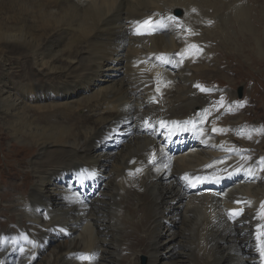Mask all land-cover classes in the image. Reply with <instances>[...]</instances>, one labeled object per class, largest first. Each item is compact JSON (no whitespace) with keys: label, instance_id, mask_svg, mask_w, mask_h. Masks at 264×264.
Listing matches in <instances>:
<instances>
[{"label":"bare ground","instance_id":"6f19581e","mask_svg":"<svg viewBox=\"0 0 264 264\" xmlns=\"http://www.w3.org/2000/svg\"><path fill=\"white\" fill-rule=\"evenodd\" d=\"M220 1L0 0V264H264V124L240 134L247 104L230 118L197 88L242 76L218 70L220 45L227 68L264 70V0ZM50 239L65 242L46 254Z\"/></svg>","mask_w":264,"mask_h":264},{"label":"rangeland","instance_id":"374dc122","mask_svg":"<svg viewBox=\"0 0 264 264\" xmlns=\"http://www.w3.org/2000/svg\"><path fill=\"white\" fill-rule=\"evenodd\" d=\"M219 1L220 0H215V1L212 0V3H211V0H204V5L206 6V8H208L210 10H213L211 8L215 7V5H216L217 8L221 7V1H220V3H219ZM207 3H209V4H207ZM211 5H214V6H211ZM177 13H179V12H173L172 13V17L178 18V19L181 20L180 13L179 14H177ZM231 23H232V26L230 27V32H231V40H232V42L235 43L237 41V39H239L240 43H242V41L244 39V35L240 32V29H239L238 25H235L233 22H231ZM196 37L198 39L200 38L199 40H201V38H202V37H200L198 35L197 32H196ZM262 38H264V31H263V34H262ZM202 40H201V42H202ZM201 42H200V44H201ZM218 45L219 44L216 45L215 43H212L211 47L217 48ZM228 52L229 51L225 47L220 45V49H217V52L215 53L216 55L214 54L215 55V59H217V61H218V66H219L218 70H220L222 72H226L227 69L236 70V71L239 70L241 72L242 76H240L237 79V77H235L234 74L229 71V72H227V76H228L227 78H231L232 77L235 80L234 84L226 83L225 81H222L224 84H221V81L218 80V81L213 82L214 86H212V88H209L207 90H204V89H202L200 87H197V88H199V93L200 94H205L206 96H209V97L213 96V98H216V96H218L219 93H220V95H223L224 100L228 102V104H226L224 106V108H226L228 110V113H229L228 116H230V118L235 116V111L232 108V105H234V103H240V102L243 101V102H245L247 104V106H245L244 109L240 110L241 112H243L241 114V116L243 118V121L247 120L249 122L247 125L244 124V126H242V128L239 129L240 130V134H242L243 133L242 130H244V131L250 130L251 131L255 126H257V125L261 126V124H264V117L261 115L260 112H258V110L264 111V77L262 76V73L264 72V70H262L263 68H261L259 64L258 65H252L249 62L245 61L243 57H234L235 61H233L232 64H230L229 67L227 68V65L225 63L224 58H225V56H227ZM122 69L123 68H120L119 70L110 71V72H108L107 74L104 75L105 77L100 76V80L98 82L99 86L97 85V87H98L97 90L98 91L99 90H103V89H106L108 87V85L109 86L110 85L114 86L115 84H117L120 81V79H122L125 76V70H122ZM167 69H171V68L167 67ZM122 73L124 74V76H122L123 75ZM15 78L18 79V77H16V76H15ZM15 78H13L14 80L13 79H11V80H3L4 81L3 84L9 86V84H11L12 82L16 83V79ZM24 80L25 79H21V82L24 81ZM5 81H6V83H5ZM107 82H108V84H107ZM219 85H223V86H219ZM93 88H96V85ZM215 89H216V91H218L217 94H215L216 93V91H214ZM239 90H241V92H242L241 98L238 97V91ZM221 91H222V93H221ZM73 93H75L77 96L76 95H72L71 97H69L68 100H71V99H76L77 100L80 97H83L84 94L85 95L89 94V92H85V91H83L81 89H80V92L78 90H76ZM234 93L236 94L238 100L234 101V102H230L233 99V97H234ZM75 97H77V98H75ZM43 100L44 99L42 97L41 101H43ZM59 100H61V99H59ZM31 104H33L32 101H31ZM217 106H219V103H217ZM254 106H256L258 110L255 109ZM216 127L217 126H215V128ZM216 129L218 130L219 128L217 127ZM116 134L117 133H114V137H116L115 136ZM262 139H263L262 142L264 143V137H262ZM127 141H128V138L124 137V139H122L120 143L115 144V145L111 144L110 146H107V148L105 150H103V148L99 149V150H96V153H100V152L105 151L106 153L109 154V152L110 153L114 152V153L117 154V156H119V154L122 153L125 150V147H126L125 145H128ZM36 156L37 155L35 154V157L33 158L32 161H34L36 159ZM111 158H112L111 162H113L116 157L111 156ZM258 167H259V169H258ZM258 167L255 168V169H257L256 173H258V175H263L264 174L263 173L264 172V166H258ZM110 169H111V167L107 166L106 173L111 171ZM109 174H110L109 176L103 178V180L101 181L102 183L103 182H106V183L108 182L109 184H111V182H113V180H112L113 176L111 175L110 172H109ZM3 206H6V204H3ZM119 218H121V216H119ZM122 220L125 221V219H122ZM3 221H5V218H4ZM178 227H179V224L177 226H175L174 229L177 230ZM116 228H118L117 225H116ZM191 240L189 242L190 243V247H192V248L194 247L195 249L198 248V246L200 244H208L209 243L208 240L205 241L204 243H198V242L195 241V239H191ZM64 242L65 241H63V240H59V241L56 242L54 239H50L49 243L51 245V248L47 251L46 254H48L50 251H52L53 248H59V246H61ZM200 249L202 250V254L201 255H197V254L195 255V257H194V262L195 263L197 262L196 259H198V258H201V260H206V256H208V255L211 256L210 248L208 249L207 247H204L202 245L200 247ZM57 250H59V249H57ZM128 256H129V254L127 252H125L124 250L120 251L118 253V264H128ZM163 257L164 258H160L159 259V262H161V263L162 262L163 263L167 262V260H168L167 255L164 254ZM40 259L41 258H39V260ZM122 259H125L126 261L122 262ZM147 260L148 259H147L146 256L140 255L139 256V260H138V264H147Z\"/></svg>","mask_w":264,"mask_h":264},{"label":"snow or ice","instance_id":"6c2138e0","mask_svg":"<svg viewBox=\"0 0 264 264\" xmlns=\"http://www.w3.org/2000/svg\"><path fill=\"white\" fill-rule=\"evenodd\" d=\"M153 22L151 20H145L143 22V25L141 26L142 29H150L152 27ZM137 34H140L139 32ZM192 51H199V49H197V47L195 45L192 46ZM145 123L147 124V121H145ZM139 171V170H138ZM261 212H260V216L261 218H264V203L261 204ZM241 213L237 212V211H233L230 212L229 215L231 216H238ZM258 231H260L258 229ZM261 237H264V232H261V236H258V239H260ZM260 256H261V260L262 262H264V244L260 245Z\"/></svg>","mask_w":264,"mask_h":264},{"label":"water","instance_id":"95a60500","mask_svg":"<svg viewBox=\"0 0 264 264\" xmlns=\"http://www.w3.org/2000/svg\"><path fill=\"white\" fill-rule=\"evenodd\" d=\"M238 94H239V97H241V94H242L241 90L238 91Z\"/></svg>","mask_w":264,"mask_h":264}]
</instances>
